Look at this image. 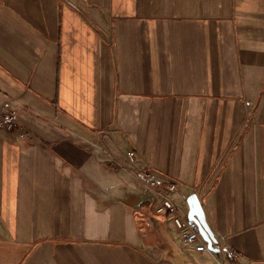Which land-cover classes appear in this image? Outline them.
<instances>
[{"label": "crops", "instance_id": "0c3cea01", "mask_svg": "<svg viewBox=\"0 0 264 264\" xmlns=\"http://www.w3.org/2000/svg\"><path fill=\"white\" fill-rule=\"evenodd\" d=\"M4 110L0 264H215L141 168L264 264V0H0Z\"/></svg>", "mask_w": 264, "mask_h": 264}, {"label": "built area", "instance_id": "2783aa9c", "mask_svg": "<svg viewBox=\"0 0 264 264\" xmlns=\"http://www.w3.org/2000/svg\"><path fill=\"white\" fill-rule=\"evenodd\" d=\"M16 128L15 114L8 110L0 111V130L12 132ZM91 145L99 148V145L96 143H91ZM127 157L130 161H134V152L129 151ZM131 176L142 190L159 199L156 212L169 217L173 228L177 231L183 245L187 249L197 253H210L214 258L215 264H228L233 260L235 257L234 252L230 249H224L223 246H219L218 255L214 254L202 238L199 224L195 220L188 218L187 215L178 209L171 197V193L177 190L175 183H168L166 186L160 185L147 168H141L134 174H131Z\"/></svg>", "mask_w": 264, "mask_h": 264}, {"label": "water", "instance_id": "95a60500", "mask_svg": "<svg viewBox=\"0 0 264 264\" xmlns=\"http://www.w3.org/2000/svg\"><path fill=\"white\" fill-rule=\"evenodd\" d=\"M188 204V218L195 220L200 226V233L204 241L207 243L209 249L214 252H217L216 245L217 241L213 235V232L210 230L206 219L205 214L202 209V205L199 202L197 196L192 194L187 198Z\"/></svg>", "mask_w": 264, "mask_h": 264}]
</instances>
